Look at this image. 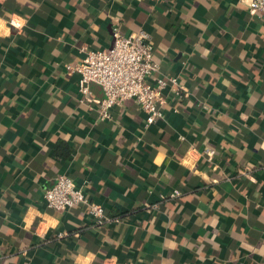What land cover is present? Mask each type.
Listing matches in <instances>:
<instances>
[{
  "label": "crops",
  "instance_id": "0c3cea01",
  "mask_svg": "<svg viewBox=\"0 0 264 264\" xmlns=\"http://www.w3.org/2000/svg\"><path fill=\"white\" fill-rule=\"evenodd\" d=\"M114 25L144 32L155 75L187 92L165 89L146 128L132 100L97 121L64 69L81 47H109ZM58 139L67 159L52 153ZM58 175L122 216L94 224L85 204L47 208ZM263 262L264 21L246 0H0V264Z\"/></svg>",
  "mask_w": 264,
  "mask_h": 264
},
{
  "label": "built area",
  "instance_id": "2783aa9c",
  "mask_svg": "<svg viewBox=\"0 0 264 264\" xmlns=\"http://www.w3.org/2000/svg\"><path fill=\"white\" fill-rule=\"evenodd\" d=\"M249 12L264 21V0H246ZM5 25L9 30L18 31L23 18L12 13ZM111 44L103 49L81 47L84 57L79 62L64 65L69 73H76L77 101L87 111H94L97 121L109 118L113 106L132 100L143 114V128L152 125L162 117L161 108L167 103L165 89L173 91L176 98L185 97L187 92L178 83L176 76L155 75L158 64L153 58L152 47L147 35L138 31L122 35L117 26L111 27ZM98 85L103 93L101 98L90 95L89 84ZM206 160L213 155L212 148L202 150ZM178 190L170 193L179 195ZM44 205L55 211H65L76 204H85L87 214L94 224L116 222L117 216L108 217L103 208L90 202L82 190L66 175H58L43 191ZM264 264V262H263Z\"/></svg>",
  "mask_w": 264,
  "mask_h": 264
},
{
  "label": "trees",
  "instance_id": "16d2710c",
  "mask_svg": "<svg viewBox=\"0 0 264 264\" xmlns=\"http://www.w3.org/2000/svg\"><path fill=\"white\" fill-rule=\"evenodd\" d=\"M16 14H18V13H16ZM18 15H20V14H18ZM52 153L55 157H57L59 159H67L70 156L71 148L69 147V145L66 142L58 139L54 144ZM111 214H112V216H122V213L114 211V210L111 211Z\"/></svg>",
  "mask_w": 264,
  "mask_h": 264
}]
</instances>
